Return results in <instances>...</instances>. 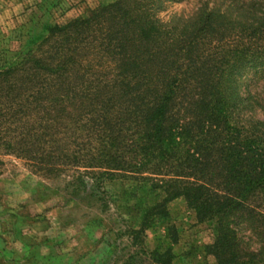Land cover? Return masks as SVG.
<instances>
[{"label": "trees", "instance_id": "1", "mask_svg": "<svg viewBox=\"0 0 264 264\" xmlns=\"http://www.w3.org/2000/svg\"><path fill=\"white\" fill-rule=\"evenodd\" d=\"M161 2L100 4L0 69V144L47 175H147L163 197L143 223L182 197L213 229L203 250L216 264H264V119L246 115L264 100L238 81L264 68V0L172 23L156 18Z\"/></svg>", "mask_w": 264, "mask_h": 264}, {"label": "rangeland", "instance_id": "2", "mask_svg": "<svg viewBox=\"0 0 264 264\" xmlns=\"http://www.w3.org/2000/svg\"><path fill=\"white\" fill-rule=\"evenodd\" d=\"M111 1L0 0V69L34 52L48 27ZM204 4L223 11L228 2L162 0L155 16L172 23ZM238 81L242 97L264 100V68H244ZM252 107L246 115L264 119L263 102ZM145 176L81 167L47 175L0 144V264H155L152 251L170 264H216L203 250L213 229L182 197L143 223L163 197Z\"/></svg>", "mask_w": 264, "mask_h": 264}]
</instances>
